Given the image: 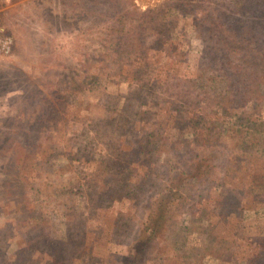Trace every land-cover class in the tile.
<instances>
[{
  "label": "rangeland",
  "instance_id": "obj_1",
  "mask_svg": "<svg viewBox=\"0 0 264 264\" xmlns=\"http://www.w3.org/2000/svg\"><path fill=\"white\" fill-rule=\"evenodd\" d=\"M0 25V264H264V0H0Z\"/></svg>",
  "mask_w": 264,
  "mask_h": 264
},
{
  "label": "built area",
  "instance_id": "obj_2",
  "mask_svg": "<svg viewBox=\"0 0 264 264\" xmlns=\"http://www.w3.org/2000/svg\"><path fill=\"white\" fill-rule=\"evenodd\" d=\"M11 46H12L11 37L4 32L3 27L0 25V55L9 54Z\"/></svg>",
  "mask_w": 264,
  "mask_h": 264
},
{
  "label": "trees",
  "instance_id": "obj_3",
  "mask_svg": "<svg viewBox=\"0 0 264 264\" xmlns=\"http://www.w3.org/2000/svg\"><path fill=\"white\" fill-rule=\"evenodd\" d=\"M161 201V199H159V202ZM170 203V202H169ZM150 215V214H149ZM147 216L148 218L150 217V216ZM150 220V219H149ZM149 220H148V222H149ZM146 228V226H144L143 228H142V230H144ZM134 244H135V241H134ZM136 250H137V248H135Z\"/></svg>",
  "mask_w": 264,
  "mask_h": 264
}]
</instances>
